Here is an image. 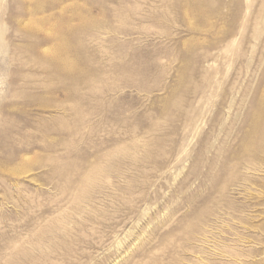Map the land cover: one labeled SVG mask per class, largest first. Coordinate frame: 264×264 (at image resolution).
<instances>
[{
    "label": "rangeland",
    "instance_id": "1",
    "mask_svg": "<svg viewBox=\"0 0 264 264\" xmlns=\"http://www.w3.org/2000/svg\"><path fill=\"white\" fill-rule=\"evenodd\" d=\"M0 264H264V0H0Z\"/></svg>",
    "mask_w": 264,
    "mask_h": 264
}]
</instances>
